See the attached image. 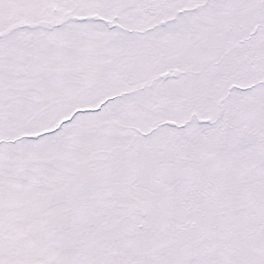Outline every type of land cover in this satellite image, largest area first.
<instances>
[{"label":"snow or ice","instance_id":"obj_1","mask_svg":"<svg viewBox=\"0 0 264 264\" xmlns=\"http://www.w3.org/2000/svg\"><path fill=\"white\" fill-rule=\"evenodd\" d=\"M0 264H264V0H0Z\"/></svg>","mask_w":264,"mask_h":264}]
</instances>
